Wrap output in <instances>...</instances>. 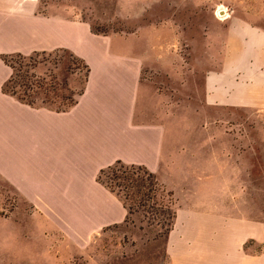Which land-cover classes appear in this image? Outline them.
<instances>
[{
    "label": "crops",
    "instance_id": "0c3cea01",
    "mask_svg": "<svg viewBox=\"0 0 264 264\" xmlns=\"http://www.w3.org/2000/svg\"><path fill=\"white\" fill-rule=\"evenodd\" d=\"M38 1L0 0V54L2 50L14 52L2 49L1 45L16 42L18 37L43 40L74 27L86 28L90 39L102 43L112 36L141 33V24L135 31L109 35L94 33L85 21L57 15L35 16ZM221 12L228 13L225 9L218 13ZM199 24L200 31L188 34L191 39L200 37V56H195L200 60L199 72L180 69L183 64L179 62L184 57L174 52V47L186 36L185 26L188 29L198 26L172 18L159 25L149 24L160 33L158 51L153 58L105 49L97 54L94 63L78 53L90 65L91 72L84 93L70 109L58 112L19 102L25 112L21 118L15 117V150L23 145L24 155L31 157L39 168L38 187H43L44 180H57L68 187L88 188L95 184L106 189L97 176L102 168L117 160L142 164L153 172H159L162 167L177 171L183 167L181 171L215 173L216 182L204 184L217 190L224 187L219 174L244 170L239 161H226V158H240L241 150L226 147L225 126L232 124L236 129L233 135L240 141L244 138L238 127L241 122L264 125V18L234 15ZM59 47L64 46H46L52 50ZM192 75L196 77L195 89ZM178 81L183 94L177 96L171 87ZM194 106L201 111L199 129L193 128L197 123L192 118L179 117L177 113L178 108ZM251 136L250 142L258 140ZM178 146L186 147L185 155L177 153ZM252 147L250 143L249 156H256ZM253 166L250 163L245 170L251 171ZM236 186L242 188L241 184ZM222 209L217 205L216 212L205 211L215 214L219 224L206 234L209 241L201 248L202 263L208 261L205 257L214 244L223 247L222 238L231 237L232 246L243 255L239 264H264V254L245 257L243 252L248 239L264 244V222L238 217L231 219L233 223L226 227ZM126 214L125 211L114 222L123 221Z\"/></svg>",
    "mask_w": 264,
    "mask_h": 264
},
{
    "label": "rangeland",
    "instance_id": "374dc122",
    "mask_svg": "<svg viewBox=\"0 0 264 264\" xmlns=\"http://www.w3.org/2000/svg\"><path fill=\"white\" fill-rule=\"evenodd\" d=\"M221 9L227 10L229 17L221 18L218 13ZM34 14L85 21L91 29L109 35L135 31L141 24V33L130 37L112 36L102 43L90 39L86 28L74 27L43 40L18 37L16 42L1 45L2 49L15 51L2 50L0 54V264H203L201 248L209 241L206 234L219 224L215 214L206 210L216 212L217 205L223 208L226 227L233 223L231 219L238 217L264 222V125L250 126L248 120L241 122L238 127L244 138L240 141L233 135L234 126H225L226 147L241 150L240 158H226V161H239L244 170L219 174L223 177L222 189L209 187L216 182L218 174L215 173L181 171L183 167H178L179 171L162 167L156 172L164 186L173 192L177 217L169 237L155 240V231L139 228L138 217H135V225L126 226L125 219L114 222L127 210L106 187L95 184L88 188L68 187L57 180H44L43 187H38L36 170L39 168L31 157L24 155L23 145L15 150V117L21 118L25 107L15 97L2 92V85L12 72L2 60L5 53L21 52V49L32 52L36 48L50 51L52 49L46 46L60 45L85 55L94 63L97 54L105 49L153 58L158 51L160 33L151 25L172 18L180 23L197 24L198 27L189 29L185 26L186 36L177 43L174 52L184 57L179 62L183 64L180 69L199 72L200 37L191 39L188 34L200 31L199 23L226 20L234 15L264 18V0H39ZM68 63L66 60L61 68ZM48 65L53 67L50 62ZM58 74L60 78H67L76 90L81 88L82 74L63 70ZM192 81L195 89V75ZM180 84L178 81L171 87L177 96L180 92L183 94ZM177 113L196 123L201 116L196 106L178 108ZM199 127L198 123L193 125L194 129ZM250 134L258 140L250 142ZM250 143L256 156H249ZM185 151L186 147L178 146V154L185 155ZM250 163L254 166L246 171ZM236 184H241L242 188ZM222 243L223 247L216 244L211 247L204 264H239L243 255L234 249L231 237H223ZM243 252L245 257L264 254V244L248 239Z\"/></svg>",
    "mask_w": 264,
    "mask_h": 264
},
{
    "label": "trees",
    "instance_id": "16d2710c",
    "mask_svg": "<svg viewBox=\"0 0 264 264\" xmlns=\"http://www.w3.org/2000/svg\"><path fill=\"white\" fill-rule=\"evenodd\" d=\"M2 60L12 70L2 85L3 93L30 106L48 107L58 112L66 111L78 103L91 72L84 58L65 47L50 51L35 50L29 54L5 53ZM66 60L69 63L62 69ZM59 70L82 74L84 78L81 88L76 90L67 78H60ZM97 181L122 201L127 210L124 220L126 226L135 225V217H138L139 228L155 231V240L169 237L177 211L174 208L173 192L164 186L156 172L142 164L117 160L100 170Z\"/></svg>",
    "mask_w": 264,
    "mask_h": 264
},
{
    "label": "built area",
    "instance_id": "2783aa9c",
    "mask_svg": "<svg viewBox=\"0 0 264 264\" xmlns=\"http://www.w3.org/2000/svg\"><path fill=\"white\" fill-rule=\"evenodd\" d=\"M219 15L221 18H227V17H229L230 14L225 13V12H221Z\"/></svg>",
    "mask_w": 264,
    "mask_h": 264
}]
</instances>
